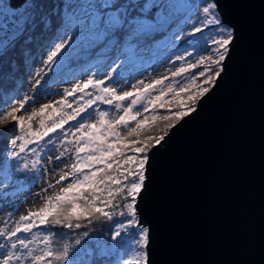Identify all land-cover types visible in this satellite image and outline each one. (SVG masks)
<instances>
[{
  "label": "snow or ice",
  "instance_id": "obj_1",
  "mask_svg": "<svg viewBox=\"0 0 264 264\" xmlns=\"http://www.w3.org/2000/svg\"><path fill=\"white\" fill-rule=\"evenodd\" d=\"M37 32L42 66L33 74L25 60L32 95L17 107L8 104L18 96L0 103V132L13 131L0 153V195L30 190L63 167L36 193L58 189L40 207L14 218L19 204L9 205L0 264H151L150 229L138 211L150 154L218 85L235 26L219 0H62L52 12L43 0H0V60ZM184 37L193 38L191 51L175 43ZM158 45L173 50L163 73L134 83L122 75ZM82 61L91 74L75 79ZM41 92L58 98L24 115Z\"/></svg>",
  "mask_w": 264,
  "mask_h": 264
},
{
  "label": "water",
  "instance_id": "obj_2",
  "mask_svg": "<svg viewBox=\"0 0 264 264\" xmlns=\"http://www.w3.org/2000/svg\"><path fill=\"white\" fill-rule=\"evenodd\" d=\"M237 39L218 85L150 154L151 264H264V0H219Z\"/></svg>",
  "mask_w": 264,
  "mask_h": 264
},
{
  "label": "rangeland",
  "instance_id": "obj_3",
  "mask_svg": "<svg viewBox=\"0 0 264 264\" xmlns=\"http://www.w3.org/2000/svg\"><path fill=\"white\" fill-rule=\"evenodd\" d=\"M54 7L61 4L62 0H52ZM193 39L192 37H184L181 41H176L178 48L183 50L184 48H188L191 51V48L188 46L187 41ZM42 44V43H41ZM41 44L37 46L34 52L30 54L27 59H32L33 67L32 73L39 69L42 66V60L40 59L42 54ZM182 54V52H181ZM173 55V50L169 48L158 45L152 50L145 51L140 53L139 62L133 63L128 66L126 70H122V75L125 77H129L131 82H135L137 79H142L149 77L150 75H158L164 72V70L170 67V64L167 62L168 58ZM46 58V56L44 57ZM25 56L20 53L18 55V65H19V76L15 83V92L12 93L9 97H17L15 103H9L8 107H17L19 102L23 100V98L27 95H32L31 85L35 82L32 78V75L29 74L28 66L25 63L27 60ZM151 64L152 67H149L147 71H143V67H146L148 64ZM87 61H82L80 65L76 66L74 71L76 72L75 79L86 78L87 74L83 69L86 68ZM143 66V67H142ZM141 72L142 74H138ZM74 82V80L72 81ZM70 84H56L53 85L52 91L53 92H62L63 87H68ZM127 87V85L125 86ZM3 95V93H2ZM58 98L56 96H44L43 92L38 95L37 101L33 105L27 106V112L23 113L27 115L28 112L32 111L33 107L38 108L40 103L48 102L49 99ZM3 103V101L1 102ZM13 135V131L9 130L7 132H0V152H3L7 145L8 138ZM55 155V153H52ZM63 165H60L52 172H50L44 179L40 181L38 185H33L30 190H23V191H16L14 195L9 196L7 198L0 195V223H2L3 216L6 212L12 211V208L9 207L10 204H19L18 209L14 212V218H18L22 214H26V212L30 209H36L41 206L43 202V197L47 195H51L53 191L58 189H50L47 192L43 193L42 195H36L37 192H40V189L46 188L48 182L54 183L55 179L58 176L55 173L60 171ZM20 185H14V188H19ZM8 191H13V189H9Z\"/></svg>",
  "mask_w": 264,
  "mask_h": 264
},
{
  "label": "trees",
  "instance_id": "obj_4",
  "mask_svg": "<svg viewBox=\"0 0 264 264\" xmlns=\"http://www.w3.org/2000/svg\"><path fill=\"white\" fill-rule=\"evenodd\" d=\"M43 3L46 6V11L52 12L54 8L53 1L43 0ZM43 39L44 37L39 32H37L29 44L18 45L16 49L10 51L7 56L0 60V72H2V74H0V103L15 92V83L20 73L18 55H20V53L23 55L24 52H27L28 56L25 57L27 59L30 54L35 51L37 46L42 43ZM95 227L101 230L109 229V225L107 224H96ZM53 231L59 232L61 230L53 229Z\"/></svg>",
  "mask_w": 264,
  "mask_h": 264
}]
</instances>
